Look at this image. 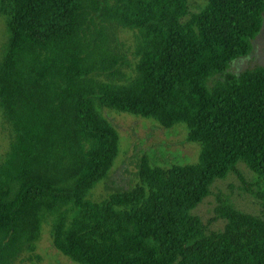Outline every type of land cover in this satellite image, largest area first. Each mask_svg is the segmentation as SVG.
<instances>
[{"label":"trees","instance_id":"obj_1","mask_svg":"<svg viewBox=\"0 0 264 264\" xmlns=\"http://www.w3.org/2000/svg\"><path fill=\"white\" fill-rule=\"evenodd\" d=\"M201 1L0 0V264L39 260L48 219L69 264H264L262 218L218 200L213 232L192 214L235 175L264 215V67L228 71L251 54L264 0ZM105 110L184 126L196 162L144 156L133 186L90 200L118 155Z\"/></svg>","mask_w":264,"mask_h":264},{"label":"rangeland","instance_id":"obj_2","mask_svg":"<svg viewBox=\"0 0 264 264\" xmlns=\"http://www.w3.org/2000/svg\"><path fill=\"white\" fill-rule=\"evenodd\" d=\"M203 5L204 2L201 0H189V11L195 12ZM5 23V17L0 16V58L2 47L7 42ZM256 67H264V17L261 32L253 42L251 54L244 59L236 60L228 71L239 74ZM102 115L119 135L118 155L113 161L107 181L98 184L88 193L90 200H100L112 190L133 186L136 182L138 162L144 156L165 166L193 164L199 156V145L185 140L182 125L166 131L151 120L129 113L105 110ZM2 116L0 110V162L9 152L12 142V133ZM237 168L246 184L256 191L258 183L256 177L241 164H238ZM218 200H227L239 212L264 220L259 204L244 190L243 184L235 175H229L225 180L216 181L211 187V195L192 211L194 216L199 217L208 226L209 231H220L225 224L224 221L215 219ZM50 228L51 223L48 219L41 228L40 239L36 245L39 260H34L33 264H69L66 258L52 248L49 239Z\"/></svg>","mask_w":264,"mask_h":264}]
</instances>
